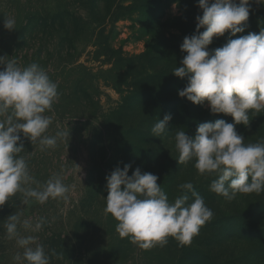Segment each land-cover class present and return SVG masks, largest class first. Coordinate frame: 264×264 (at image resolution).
Instances as JSON below:
<instances>
[{"label": "rangeland", "instance_id": "rangeland-1", "mask_svg": "<svg viewBox=\"0 0 264 264\" xmlns=\"http://www.w3.org/2000/svg\"><path fill=\"white\" fill-rule=\"evenodd\" d=\"M197 4L198 0H0V57L15 60L21 68L36 63L47 72L58 85L59 99L44 114L52 117L45 135L69 132L68 142L58 139L55 148L43 150L20 134L24 151L19 155L38 182L31 187L40 188L57 175L68 192L66 198H50L44 204L33 198L26 202L17 192L0 206V264H21L14 257L23 249L6 235L11 214L33 224L43 219L38 232L19 231L38 238L49 264H211L213 257L216 264H226L232 239H223L214 223L264 204L263 192L237 193L228 200L210 190L216 176L199 174L194 160L179 163L176 132L194 136L196 130L184 128L173 107L166 132L155 137L151 131L166 115L160 109L164 102L182 104L177 86L187 83L172 72L186 55L181 51L183 38L194 33L195 17L202 15ZM9 17L15 19V30L4 28ZM241 26L244 31L235 36L226 31L214 37L208 50L222 47L229 38L264 30V4L250 0L248 20ZM194 106L201 118L233 122L229 115L211 114L206 102ZM249 119L248 126L236 125V131L246 144L264 143V111L250 112ZM125 164L131 165L129 175L136 168L155 174L170 202L184 194L188 203L193 202L191 192L179 188L192 183L213 218L188 245L169 237L163 247L142 249L130 237L122 238L118 221L105 212V177ZM254 223L264 224L258 218ZM203 256L206 261L200 262Z\"/></svg>", "mask_w": 264, "mask_h": 264}, {"label": "clouds", "instance_id": "clouds-1", "mask_svg": "<svg viewBox=\"0 0 264 264\" xmlns=\"http://www.w3.org/2000/svg\"><path fill=\"white\" fill-rule=\"evenodd\" d=\"M264 4V0H255ZM175 8L176 5H173ZM202 15L195 17L196 28L192 35L185 36L181 51L186 53L172 74L187 77V84L178 90V96L194 105H204L211 114L223 113L233 122L224 119L198 124L194 136L184 130L175 135L178 162L195 161L201 175H213L210 190L228 200L237 193L264 192V143L244 142L236 131V125L248 126L249 113L264 111V30L259 34L249 32L227 42L210 53L208 46L214 37L226 31L235 36L244 31L241 26L248 20L250 0H198ZM4 28L15 30V19H4ZM204 28V31H200ZM0 206L9 197L22 192L40 204L50 198H66L68 187L54 175L40 188L30 174L26 160L19 154L24 151L20 141L22 133L41 149L55 148L58 139L67 138L69 132L58 131L54 136L45 135L52 117L50 112L59 99L58 85L38 64L19 67L15 60L0 57ZM171 115L158 119L151 129L155 137L164 134L169 127ZM78 167V166H77ZM131 165L116 167L105 177L107 196L105 212L117 221V231L130 237L142 249L163 247L172 237L182 245L191 243L199 229L213 218L212 210L204 199L194 191L192 183H183L179 188L191 192L193 202L188 203L187 194L170 202L155 174L141 172L136 168L129 175ZM27 186V187H25ZM43 219L34 224L21 219L20 214H11L5 224L8 239H15L22 255L14 260L27 264H49L48 256L38 238L21 235L19 229L38 232Z\"/></svg>", "mask_w": 264, "mask_h": 264}, {"label": "trees", "instance_id": "trees-1", "mask_svg": "<svg viewBox=\"0 0 264 264\" xmlns=\"http://www.w3.org/2000/svg\"><path fill=\"white\" fill-rule=\"evenodd\" d=\"M209 52L212 51L209 50ZM186 81L187 78H183V83H187ZM183 88V85L177 86L178 90ZM178 101L182 103L180 106L174 102H164L160 109L163 114H169L173 107L180 114V122L184 128L196 130L198 124L214 121L210 118L199 117L200 109L186 98L180 97ZM256 218L264 222V204H255L247 213L233 214L220 218L214 223L223 239H232L229 242V245H232V251L231 255L227 256L226 264H264V224L256 227L254 223ZM189 260L186 259V261ZM202 261H206L204 256L200 262ZM211 264H216L215 257L212 258Z\"/></svg>", "mask_w": 264, "mask_h": 264}]
</instances>
